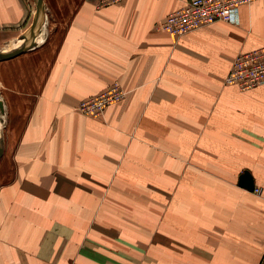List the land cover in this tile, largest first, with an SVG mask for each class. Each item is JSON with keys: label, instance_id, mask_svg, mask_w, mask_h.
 <instances>
[{"label": "crops", "instance_id": "crops-1", "mask_svg": "<svg viewBox=\"0 0 264 264\" xmlns=\"http://www.w3.org/2000/svg\"><path fill=\"white\" fill-rule=\"evenodd\" d=\"M187 1L42 0L34 46L0 58V264H264V83L224 81L264 0L174 38ZM35 8L0 0V52ZM113 83L101 117L77 110Z\"/></svg>", "mask_w": 264, "mask_h": 264}, {"label": "built area", "instance_id": "built-area-1", "mask_svg": "<svg viewBox=\"0 0 264 264\" xmlns=\"http://www.w3.org/2000/svg\"><path fill=\"white\" fill-rule=\"evenodd\" d=\"M120 0H97L105 6ZM255 0H188L186 4L171 11L160 24V28L177 38L196 28L217 21L237 24L239 8ZM226 84L235 85L240 91L264 83V45L238 53L224 79ZM126 91L119 83H113L97 94L81 100L77 110L87 116L101 117L105 108L121 100ZM259 192V188L254 189Z\"/></svg>", "mask_w": 264, "mask_h": 264}, {"label": "water", "instance_id": "water-1", "mask_svg": "<svg viewBox=\"0 0 264 264\" xmlns=\"http://www.w3.org/2000/svg\"><path fill=\"white\" fill-rule=\"evenodd\" d=\"M35 12L33 15V20L30 24V26L25 30V32L20 36V38H23L26 40V43L18 48L15 49L13 51L10 52H0V58H5V57H10L16 54H19L23 51H25L26 49L34 46L35 44V36L39 31V27L42 23V19H43V13H44V5L42 3V0H35ZM3 111V106H2V102L0 101V114ZM0 121H1V116H0ZM2 154V139L0 138V156ZM239 183L242 184L243 186H245L248 189H253V181L251 179L250 174L247 171H244L240 177H239Z\"/></svg>", "mask_w": 264, "mask_h": 264}]
</instances>
